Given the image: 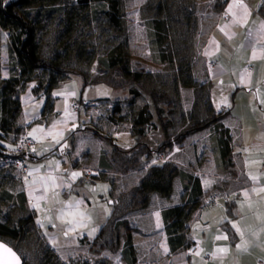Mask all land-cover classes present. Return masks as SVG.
Returning <instances> with one entry per match:
<instances>
[{
    "label": "crops",
    "instance_id": "0c3cea01",
    "mask_svg": "<svg viewBox=\"0 0 264 264\" xmlns=\"http://www.w3.org/2000/svg\"><path fill=\"white\" fill-rule=\"evenodd\" d=\"M219 10L217 26L204 50L205 66L194 70V82L200 84L188 88L178 81L180 107L174 114L179 115L180 122L173 124L179 127L178 134L210 113L229 111L222 123L232 140L233 172L219 169L210 129L190 135L179 151L171 153L170 149L166 154L167 161L200 178L205 199L193 213L185 234L187 241L200 243V248L174 253L170 249L163 211L182 204L180 177L173 179L170 198L154 194L144 209L109 214L105 201L110 198L114 204L126 196L152 165L162 161L159 156L142 158L140 166L126 174L114 170L112 148L94 130L124 147L134 143L133 123L106 117L114 103L129 98L125 96L129 93L106 82L87 84L81 76L73 75L54 90L52 108L46 112V98L32 94L34 85L21 95L22 135L35 139L36 152L28 162L29 177L20 180L19 188L25 192L43 243L55 245L52 250L61 249L68 256L82 247L97 250L99 243H107L113 218V226L125 221L136 229L132 233L136 264L264 261V0H228ZM4 55L2 51L1 80L9 77ZM210 62L216 66L209 68ZM247 66L252 72L246 71ZM13 140L11 135L3 142L5 149ZM150 144L157 146L158 138L153 136ZM87 175L96 177L88 181ZM215 194H228L230 202H236L234 217L224 202L204 206ZM93 199L99 203V215L107 219L108 227L101 226L100 221L97 228H91ZM119 240L124 243L123 237Z\"/></svg>",
    "mask_w": 264,
    "mask_h": 264
},
{
    "label": "trees",
    "instance_id": "16d2710c",
    "mask_svg": "<svg viewBox=\"0 0 264 264\" xmlns=\"http://www.w3.org/2000/svg\"><path fill=\"white\" fill-rule=\"evenodd\" d=\"M57 0H0V43L2 33L8 34V57H9V77L0 79V158L5 156L3 142L11 135L14 140L24 133V127L20 123L22 113L21 95L25 92L28 79L36 70L47 73L48 80L38 79L32 88L35 97H45V112L52 108V94L62 81L73 75L81 76L87 84H99V82H87V77L74 69L60 65V60L53 62H40V44L36 41V33L40 20L44 17H54L59 13H65L67 25L62 32V38L67 40L72 37L78 28V21L83 13L88 12L92 7L103 5L104 15L110 24L117 30L126 33V19L121 0H76V5L70 11L62 8L50 7L49 4ZM228 0H218V9L224 8ZM16 7H32L27 13L34 17L27 18L19 12ZM149 29L153 33L154 40L158 43V55L160 62H172L173 56L169 46L163 47L161 39L166 33L165 22L153 20L149 23ZM154 44V41H152ZM154 46V45H153ZM2 54L0 46V57ZM129 48L128 39L125 37L115 46L108 55L102 59V63L107 71H115L118 74L130 76V81L118 85L130 94L127 101L131 106L136 105V100L143 98L144 106L135 114L134 119V143L129 147L117 144L108 135L94 130L95 135L103 137L112 148V168L122 174H126L132 169L140 166L142 158L152 160L156 156L166 155L172 148L175 141L179 146L190 135L199 131L210 129L213 150L218 153V167L220 170L233 172L232 140L229 130L224 127L222 120L229 114V111L220 113H210L202 121L191 122L175 136L171 135L174 127L170 118L174 114L173 103L166 96L157 93H147L144 89L143 78L145 71L143 68L131 70L128 67ZM183 69L179 70V77L183 87H195L192 76L182 77ZM188 75L191 69H188ZM1 73V65H0ZM116 110V109H115ZM117 110H119L117 108ZM158 138V145L150 144V139ZM13 140V141H14ZM12 141V142H13ZM45 157V156H44ZM32 159V158H31ZM180 177L184 187L183 202L177 207L163 211V221L165 230L169 236L171 252L187 250L192 243L186 240L188 232L187 224L193 213L199 209L205 199V192L200 178L192 173L180 169L170 161L159 162L149 168L148 173L141 179L139 185L126 196L114 201V204H123L120 211H133L146 208L154 194L164 198H170L173 191V179ZM20 179L12 170H0V217L3 215V208L17 209L23 213V217L16 221L11 217L0 219V239L9 238L16 241L24 240L31 226L34 225V214L28 206L25 192L19 187ZM231 217H234L233 210L236 202L226 203ZM119 211V212H120ZM112 218V217H111ZM110 219V218H109ZM113 219V218H112ZM109 221V235L107 243H99L100 246L94 250L100 254L103 250L116 251L119 247V239L123 237V258L127 264H136L137 251L132 242V233L136 230L131 228L125 221ZM107 225V227H108ZM103 227V232L107 228ZM105 228V229H104ZM231 232V231H230ZM103 234H101L102 237ZM4 241V240H3ZM51 253H46L42 264H53L50 261ZM25 264V262H24ZM71 264H110L106 258H101L92 263L90 259H80L72 261Z\"/></svg>",
    "mask_w": 264,
    "mask_h": 264
},
{
    "label": "rangeland",
    "instance_id": "374dc122",
    "mask_svg": "<svg viewBox=\"0 0 264 264\" xmlns=\"http://www.w3.org/2000/svg\"><path fill=\"white\" fill-rule=\"evenodd\" d=\"M121 1L125 12L126 33L117 30L110 24L104 15L105 7L103 5L94 6L88 12L83 13L78 21L77 30L67 40L62 38V32L67 25L65 13L42 18L36 33V41L41 47L38 60L40 62H53L59 59L61 66L83 73L90 82L102 81L111 85H122L131 80L130 76L118 74L115 71H107L102 59L126 37L129 48L128 67L131 70L143 68L146 73L143 78L145 91L166 96L172 101L173 110L178 111L180 107L178 81L181 82L179 70L183 69V78L192 76L195 79L194 70L197 67L203 68L205 66L203 63L205 59L204 50L209 36L217 26L221 12L217 8L218 0ZM49 6L70 11L77 5L76 0H57ZM30 9L32 7H16L15 10L27 18H33L34 16L27 13ZM35 20L34 17L33 21ZM153 20L165 22L167 30L166 33H163L161 42L163 47L169 46L173 56L172 62H160L158 60V43L154 40L153 33L149 29V23ZM6 34V32L2 33L0 46L1 50L5 52L4 69L9 73L7 52L9 41ZM0 65L2 70V57H0ZM189 68L191 74L188 75ZM42 78L48 80L47 73L36 70L28 79L27 89L29 86L35 85L36 80ZM196 84L198 85L200 82H196ZM204 90V86L199 89L201 95H204ZM125 96L130 97V94ZM126 101L127 99H123L114 103L106 117L110 121L118 119L123 122H131L134 125L135 114L144 106L145 100L143 98L137 99L135 106H131ZM170 118L175 124L180 122L178 114H174ZM175 126L171 130L172 136H175L179 129ZM16 189L20 188L17 187ZM92 202L91 228H97L100 221L102 222L101 226L107 225V219H103L99 215L101 209L99 203L94 199ZM111 202L113 200L109 198L104 203L109 214L118 213L123 204ZM6 217H11L16 221L23 217V213L5 206L0 219L4 220ZM3 240L19 253L25 264H42L46 253H51L49 259L53 264H71L72 261H79L83 258L90 259L92 263L101 258H106L110 264H127L123 258L124 243H120L116 251L108 250L97 254L94 252L96 248L88 250L87 247H82L75 255L68 256V253L61 249L52 250L54 244L43 243L42 235L35 224L31 226L30 232L24 240L16 241L9 238Z\"/></svg>",
    "mask_w": 264,
    "mask_h": 264
},
{
    "label": "built area",
    "instance_id": "2783aa9c",
    "mask_svg": "<svg viewBox=\"0 0 264 264\" xmlns=\"http://www.w3.org/2000/svg\"><path fill=\"white\" fill-rule=\"evenodd\" d=\"M216 66L215 62L209 63V68ZM247 72H252V67H246ZM179 145L173 141L171 153L179 151ZM36 152V141L34 138L24 134L14 140L6 149L5 156L0 158V170H12L15 172L20 180H24L29 177L28 162ZM167 155H160L159 159L162 162L167 161ZM96 177L95 175H87L88 181H92ZM231 197L228 194H215L205 201L204 206L216 205L219 202L228 203ZM200 248V243H193L188 251L196 252ZM258 264H264V261H259Z\"/></svg>",
    "mask_w": 264,
    "mask_h": 264
},
{
    "label": "water",
    "instance_id": "95a60500",
    "mask_svg": "<svg viewBox=\"0 0 264 264\" xmlns=\"http://www.w3.org/2000/svg\"><path fill=\"white\" fill-rule=\"evenodd\" d=\"M0 264H24V260L19 255V253L8 243H6L1 239H0Z\"/></svg>",
    "mask_w": 264,
    "mask_h": 264
},
{
    "label": "snow or ice",
    "instance_id": "6c2138e0",
    "mask_svg": "<svg viewBox=\"0 0 264 264\" xmlns=\"http://www.w3.org/2000/svg\"><path fill=\"white\" fill-rule=\"evenodd\" d=\"M73 175H75V174H73ZM221 251H224V250L222 249ZM13 255H14V254H13Z\"/></svg>",
    "mask_w": 264,
    "mask_h": 264
}]
</instances>
